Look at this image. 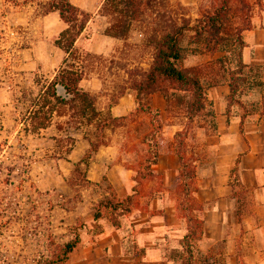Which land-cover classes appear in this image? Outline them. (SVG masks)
<instances>
[{"label": "rangeland", "instance_id": "rangeland-1", "mask_svg": "<svg viewBox=\"0 0 264 264\" xmlns=\"http://www.w3.org/2000/svg\"><path fill=\"white\" fill-rule=\"evenodd\" d=\"M10 1L0 0V264H42L53 245L59 243L50 231V218L58 211V206L71 207L81 197L98 200L110 190L108 182L102 180L87 183L85 165L74 169V163L88 148L83 137L88 135L93 139V129L69 128L64 123L68 116H63L54 118L51 127L38 134L23 130L22 118L27 106L23 95H35L38 77H51L61 64L65 54L54 46L53 41L65 25L55 12L38 15L32 6L14 5ZM70 1L92 16L75 42L85 67L80 87L96 97L103 116H129L135 107V92L131 85L142 79L152 62L154 50L151 42L155 36L152 27L155 26L149 19L134 21L125 38H113L104 33L108 18L100 15L97 0ZM218 3V0H195L192 4H182L168 0L166 11L176 23L194 25L202 15L211 13ZM245 15L240 3L232 1L222 32L225 44L221 47L215 48L206 41L209 39L207 34L192 39L190 31H186L180 40L186 51L179 65L196 74L205 91L212 93L217 89L221 93V87L227 84L228 71L235 66L237 58V49L231 44L233 33L237 26L246 23ZM249 16L250 34H247L248 30L242 32L243 39L249 35L252 41L242 49V61L248 65L242 71L244 81L236 94L233 97L227 95L225 100L234 112L246 113L244 120L254 125L264 121V106L261 104L264 75L260 70L264 64V0L261 6H252ZM192 40H197L191 45L197 49L195 52L187 50L190 47L188 41ZM254 81L261 84L250 86ZM209 96L206 92V107L193 117L185 138L190 157L197 158L200 154L198 149L192 150L193 142L207 136L213 128ZM140 99L160 111L162 128L157 136L158 149L168 158L174 150L173 135L185 124L190 95L165 80H159L155 90L140 95ZM114 106L116 110L112 112ZM56 124L60 125V131H57ZM149 129L145 115L132 114L105 128L103 135L107 145L116 148L111 161L129 169L133 185V177L138 179L134 215L138 214L137 210L151 215L161 213L162 210L148 209V203L154 198L163 199L168 207L167 213L173 214L180 225L175 223L173 226V241L177 245L179 233L186 224L178 206L179 190L173 186L176 175L172 176L173 170L163 174L155 165L152 166L153 176L141 180L136 174L143 167L146 146L142 137ZM73 146L75 149L70 159L76 158V161L67 163V152ZM166 162L172 164L169 158ZM235 188L239 191L237 186ZM130 191V187L119 188V194ZM175 251V258L177 255L181 258L182 253L178 249ZM209 253L212 264H235L223 245L214 246Z\"/></svg>", "mask_w": 264, "mask_h": 264}, {"label": "trees", "instance_id": "trees-1", "mask_svg": "<svg viewBox=\"0 0 264 264\" xmlns=\"http://www.w3.org/2000/svg\"><path fill=\"white\" fill-rule=\"evenodd\" d=\"M219 3L211 13L202 15L196 24L190 25L186 22L176 23L171 15L166 11L168 0H97L100 15L108 18V25L104 33L113 38H125L131 24L134 21H146L153 24L154 38L151 46L154 50L152 62L142 79L137 83H132L131 88L135 92L134 112L130 115L142 114L149 120L150 129L143 135V143L146 146L141 171L136 172L138 177L146 179L153 176V169L157 163L159 149L157 136L161 131L162 123L158 108L143 102L140 95L149 94L155 90L159 80H165L173 84L177 90L186 91L190 95L186 107V121L184 126L177 130L174 135V153L179 159L177 170L176 187L179 190L178 206L184 214L185 233L181 238L182 257L178 264H212L210 253L200 254L194 250L195 241L201 239L203 234V218L199 213L203 210V205L195 196V157L187 155L185 138L190 129V122L193 117L200 114L206 107V91L199 77L190 71L181 68L179 63L183 60L186 48L180 45V40L186 31L192 32V39H200L205 34L209 36V41L215 48L221 47L225 43L222 32L226 25V18L231 11V2L234 0H218ZM240 3V9L246 12L243 26H237L233 33L231 44L237 49L235 66L229 69V89L228 97H233L238 91L239 85L244 78L242 71L248 65L242 61V49L246 46L242 38V32L250 29L249 14L252 6H261L262 0H235ZM14 5L25 4L33 7L38 15L57 13L59 19L65 27L58 33L53 41L55 47L64 54L61 64L54 70L51 77H38V91L35 95H23L27 103L26 112L22 118L24 131L27 133L38 134L41 130L49 127L54 118L68 116L65 124L78 130L81 127L93 129L94 138L85 135L83 138L88 143V148L82 157L74 163L75 171L81 164L87 167L89 158L98 150L100 146L107 145L103 131L129 116L112 117L103 116L102 109L98 107L97 99L89 92L80 87V82L85 75L83 56L75 47V42L81 33L86 29L88 22L92 18L91 14L74 5L70 0H11ZM253 4V5H252ZM196 41H188L190 52L197 49L191 47ZM208 44V43H207ZM214 47H212L214 49ZM85 55H89L85 53ZM259 70V69H258ZM264 75V64L260 67ZM256 74H259L257 72ZM257 76V75H256ZM261 83L254 81L250 86H258ZM261 104L264 106V95ZM210 115L212 112L209 111ZM247 116L246 113L240 115L239 132L243 133V123ZM60 131V125H55ZM239 158L234 161L230 176L232 196L237 198L240 216L244 208L245 194L247 190L241 185L238 179L237 164ZM87 183L91 184L88 179ZM102 181L107 182L106 177L102 176ZM134 185L130 193L119 198L113 187L108 183L107 188L110 192L99 198L93 206V217L99 219L107 216L114 226L119 225V216L128 214L136 205L138 179L134 176ZM235 183V184H234ZM93 184V183H92ZM95 184V183H94ZM238 187L239 191L235 187ZM193 212H197L196 214ZM83 223L72 226L70 238L63 243H55L50 255L46 257L42 264H64L68 261L69 254L77 246L79 237L77 230L82 228Z\"/></svg>", "mask_w": 264, "mask_h": 264}, {"label": "crops", "instance_id": "crops-1", "mask_svg": "<svg viewBox=\"0 0 264 264\" xmlns=\"http://www.w3.org/2000/svg\"><path fill=\"white\" fill-rule=\"evenodd\" d=\"M194 1L169 0L182 4ZM247 32L250 34L249 30ZM248 36L245 35L244 39L246 45L252 44ZM208 91V98L212 100L213 128L210 135L195 140L192 148L200 153L195 161L197 189L194 196L203 205L199 215L204 221L202 237L195 241L194 250L205 254L220 244L235 264H264V121L253 125L244 120L243 133H240V115L225 100L229 94L227 84L221 87V93L217 89L212 93ZM114 110L115 106L112 112ZM74 149L75 146L67 152L69 159L65 162L76 161V158L70 159ZM115 154V147L100 146L89 158L86 174L92 183H99L104 175L116 195L122 198L128 192L119 194V188L131 189L133 182L129 169L111 161ZM163 155L159 151L155 168L157 166L163 174L173 170L175 186L179 159L172 150L168 156L172 164L167 165L168 158ZM237 157L238 179L247 190L240 216L237 214V198L231 194L233 180L230 176ZM96 201L97 198L81 197L71 207L59 205L58 211L51 216L50 231L59 243L70 238V228L77 221L83 223L77 230L79 242L64 264H178L180 257L175 258L174 252L178 249L182 253L181 238L185 225L179 233L177 245H174L173 226L179 222L173 214L167 213L168 207L163 199L154 198L148 203V209L162 210L161 213L151 215L137 210L138 214L134 215L132 209L119 216L118 226H114L107 216L94 219Z\"/></svg>", "mask_w": 264, "mask_h": 264}]
</instances>
